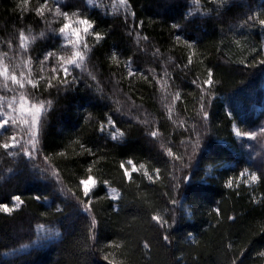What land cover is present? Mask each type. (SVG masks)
Masks as SVG:
<instances>
[{
	"label": "trees",
	"instance_id": "trees-1",
	"mask_svg": "<svg viewBox=\"0 0 264 264\" xmlns=\"http://www.w3.org/2000/svg\"><path fill=\"white\" fill-rule=\"evenodd\" d=\"M204 2L206 8L212 7L210 0ZM35 3L36 0H31L32 6ZM100 3L108 5L111 0H100ZM131 3L138 20L144 21L143 29L138 30L150 38L147 44L143 41L141 43V47H147V52L136 49L134 37L128 35L127 27L119 18L102 15L100 7L84 9L91 18L97 20L101 31L109 33L94 49L95 58L92 63L101 84L106 92L111 93L116 87L114 80L121 79L119 88L123 89V93H129L137 104H143L150 114L149 119L157 120L165 138L174 142L173 150L182 152L180 140L185 138V134L181 127H176L173 131L174 126L167 120L160 102L158 86L153 88L142 78H134V87L130 92L125 70L122 67L119 70L110 67L107 57L113 49L124 56L135 52L134 68L141 71L155 68L160 73L167 63V70L173 77V87L181 90L182 100L187 103V112L183 109V103L177 104L180 118L186 119L188 124L197 123L200 127L199 91L191 81L196 75L203 78L204 66L213 68L214 79L218 81L214 86L217 99L211 102L209 109L207 123L210 134L205 138L202 156L205 164L215 162L221 167L212 177H206L205 169L199 164L194 165L192 180L181 189L178 197L180 206L169 211V216H175L177 223L171 232L173 243L166 246V242L161 239L164 229L149 218L150 205L171 209L165 193L175 194L171 192L167 179L168 173L163 163L166 158L160 155L158 144L148 136L149 129L132 118L139 115V112L133 109L131 116H114L117 126L126 131L127 137L122 144L110 141L106 134L96 131V120L103 119L104 114L110 111L111 102L100 99L91 88H85L82 81L75 91L61 93L59 96L53 94V110L47 118L46 150L60 151L70 141L80 137L96 151V157L87 154L75 156L70 148L69 159L56 158L55 162H58L66 179L70 178L69 186L73 185L77 176L84 173L93 159H96L94 172L99 171L112 182L113 187L122 189L126 181L122 177V170L118 168L120 160L132 159L137 164L149 162L150 171L153 165L161 167V180L155 183L133 173L140 191L148 194L147 203L137 198L135 185L131 190H125L119 213L113 212L112 202L107 199L95 202L102 225L101 245L110 238L135 241L131 255L134 264H226L227 257L231 255L226 252V244L231 241L234 245H240L246 240H250V243L247 245L244 264H264L256 256L258 250H264V234H252L264 223V203H255V200L264 198V184L248 188L237 180L240 183L239 189L224 186L228 178L238 177L240 171L250 169L245 155L237 146L233 124L237 120L255 125L264 115V65L249 67L238 63L241 59L252 63L253 57L261 59L264 56L258 52L249 55L248 51L241 50L232 43L233 33L229 26L237 24L248 7L264 8V0H234L236 7L222 13L220 18L213 14L196 18L188 24L183 35L196 41L197 53L193 57L191 70L183 71L176 65L186 62L187 49L183 46L173 47L176 31L171 25L175 22L184 23L183 14L192 7V0H131ZM17 4L18 0H0V39L14 37L20 27H31L36 33L45 27L34 14L26 15L21 20L19 11H14ZM242 31L247 37L244 42L246 49L264 45V30L256 27ZM51 47L50 36L38 39L33 45L34 55H42ZM157 47L163 54L161 57L152 56ZM168 57L173 59L169 60ZM201 60L203 65L198 64ZM113 71H118L116 77L111 76ZM123 93L119 95L121 100L125 99ZM229 111L233 113L232 117L227 115ZM88 112L92 113L93 119L85 124L84 118ZM72 147L79 151L78 146ZM9 168L13 171L9 172ZM13 194H20L25 204L13 216L0 214V264H107L98 250L99 245L95 249L86 246L87 219L83 214L74 213L71 201L65 206L70 219L61 220V240L45 241L39 246L25 248L19 254L4 255L13 246L30 243L35 238L36 222L45 220L41 214L48 212L47 219H55L52 209L61 203V198L54 193L48 182L0 150V202H9ZM35 195H46L49 199L35 201ZM100 195L103 196L104 193L100 192ZM216 207L221 209L223 217L220 224L216 223L217 217L213 211ZM233 215L237 217L235 223L228 220ZM189 233L194 234L196 243L192 242ZM144 240L149 242L150 251L143 249Z\"/></svg>",
	"mask_w": 264,
	"mask_h": 264
},
{
	"label": "snow or ice",
	"instance_id": "snow-or-ice-1",
	"mask_svg": "<svg viewBox=\"0 0 264 264\" xmlns=\"http://www.w3.org/2000/svg\"><path fill=\"white\" fill-rule=\"evenodd\" d=\"M211 8H206L204 0H192V7L183 14L184 23L175 22L171 28L176 31L174 36L175 46H183L187 49L186 62L177 64L176 67L181 71L191 70L197 53L196 41L191 37H185L183 33L187 30L186 26L196 18H205L215 15L220 18L222 13L236 7L234 0H210ZM86 8L100 7L102 15L111 16L114 19L119 18L122 24L127 27L128 35L134 37V44L138 51L147 52V47H141L142 41L147 44L150 38L142 35L144 21L138 20L137 12L134 9L131 0H111L108 5H103L100 0H85ZM19 11L20 19L23 20L26 15L34 14L44 24V29L38 33L31 27H20L17 29L14 37L0 39V150L11 157L14 161L20 162L25 168L34 172L40 179L48 182L54 193L61 198V203L55 205L52 214L55 219H47L49 213H42L44 222L37 221L34 227L35 238L30 243H21L19 247H11L4 255L19 254L25 248L39 246L45 241L61 240L63 232L61 231V220H69L70 215L65 211V206L69 201L72 202L73 211L76 215L83 214L87 219V231L85 244L90 248H97L102 254L103 261L107 264H134L131 259L135 241L128 239H107L101 245V219L95 202L100 200H109L112 202L113 212L119 213L120 203L124 200L125 190H131L132 186L138 192V199L142 202H148V194L140 191V185L136 184L133 173L140 177H146L150 183L161 180L162 169L155 165L149 170V162L137 164L132 159L120 160L118 168L122 170V177L126 183L122 188L112 186V182L105 178L99 171L94 172L96 159H93L84 173L77 176L72 186L56 158L67 160L70 158L69 149L75 156L87 154L96 157L97 153L80 137L70 141L69 145L60 151H47L46 131L48 126V114L53 110L52 96H59L61 93L68 94L78 89L83 81L85 88H91L102 100L111 102L110 111L104 114L103 119L96 120V131L100 134H106V137L117 144H122L126 137V131L117 126V120L114 116H131L133 109L139 112L132 118L139 124L148 128V136L153 142L158 144L160 155L167 169V179L171 185V192L175 195H168V201L172 208L155 207L150 205L149 218L155 224L164 229L161 233V239L166 242V246H171V232L176 226L175 216H169V211H174L175 207L180 206L181 189L190 183L193 177L194 165L205 169L206 177H212L215 171L221 165L213 163H204L202 152L205 148V138L210 134V128L207 123L210 117L211 102L217 99L215 85L218 83L214 79V70L211 67L204 66V75H196L191 83L199 91L198 115L202 127L197 123L188 124L186 119L180 118V112L177 111L178 102L183 103V109L187 112V103L183 102L181 90L173 87V77L167 70L165 63L162 73L157 72L155 68L141 71L134 68L135 52L124 56L123 53L113 49L107 59L109 66L119 70L121 67L125 70L126 78L129 81V91L133 89L132 81L134 78H142L150 86H158L160 102L166 112V118L172 123L173 131L176 127H181L185 138L180 140L182 152L174 151V142L166 139L161 132L159 122L149 119L150 114L144 109L143 104H137L129 93H123L119 88L121 79H115L116 87L111 93L105 91L104 85L94 70L92 63L95 58L94 49L104 41L109 33L101 31L96 19L91 18L86 10L79 7L70 9L67 3L62 0H36L35 6H32L31 0H18L14 11ZM259 27L264 30V8L255 9L248 7L238 20L237 24L230 25L229 30L233 33L231 42L235 43L241 50H246L249 55L260 53L264 56V45L260 47L252 46L245 48L247 37L243 34L244 29ZM139 29V30H138ZM51 38L57 41L58 46H53L45 50L42 55H34L33 45L38 39ZM223 44V41H221ZM6 49V50H5ZM160 48H155L152 52L153 57H161ZM123 57V58H122ZM172 60V57H168ZM249 67L264 65V58L257 59L253 57L252 63L246 59L238 61ZM198 64L203 65V61ZM147 73V74H146ZM118 71L111 73L116 77ZM151 77V79H149ZM44 93L48 95L45 96ZM123 93L125 99H119ZM142 99V97H141ZM232 117L233 113H227ZM143 117V118H142ZM93 119L91 112H88L84 118V123L88 124ZM234 135L238 139L247 138L249 141L259 139L261 145H264V126L256 130H242L236 124H233ZM171 135V133H169ZM78 146L79 151L72 147ZM254 149V146H251ZM261 162L264 164V147L261 149ZM13 170L9 168V172ZM253 188L255 185L264 184V167L259 171H252L248 168L239 172L238 177L228 178L224 186L228 189H239L240 183ZM194 191V190H193ZM100 192L104 195L101 196ZM239 194V193H237ZM35 201H48V196L35 195ZM257 205L264 203V198L255 200ZM25 204L20 194H13L9 202H0V214L13 216ZM216 213V223L220 224L223 219L221 209H213ZM228 220L236 222V216H229ZM255 234H264V223L252 232ZM193 243H196L194 234L189 233ZM248 243L244 241L240 245H234L231 241L226 244V252L231 253L226 259V264H244L245 253L248 252ZM144 250L151 249L147 240L142 242ZM256 256L264 261V250H258Z\"/></svg>",
	"mask_w": 264,
	"mask_h": 264
},
{
	"label": "rangeland",
	"instance_id": "rangeland-1",
	"mask_svg": "<svg viewBox=\"0 0 264 264\" xmlns=\"http://www.w3.org/2000/svg\"><path fill=\"white\" fill-rule=\"evenodd\" d=\"M82 1V2H81ZM62 2L67 3L70 9L79 7L81 9L86 8L85 0H62ZM82 4L84 7L82 8ZM51 39V44L53 46H58L57 41L52 39V34H49ZM237 126H239L242 130H256L261 126H264V115L258 120L255 125L244 124L241 121L235 122ZM237 139V146L240 148L241 152L245 155L249 165L250 170L252 171H259L261 167H264V164L261 162V149L264 145H261L259 139L257 141H249L247 138L244 139ZM254 146V149L253 147Z\"/></svg>",
	"mask_w": 264,
	"mask_h": 264
}]
</instances>
